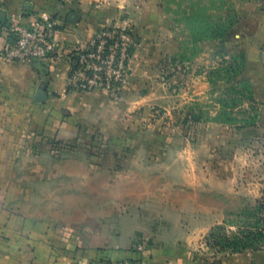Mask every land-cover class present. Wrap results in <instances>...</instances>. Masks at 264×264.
<instances>
[{"label": "crops", "instance_id": "1", "mask_svg": "<svg viewBox=\"0 0 264 264\" xmlns=\"http://www.w3.org/2000/svg\"><path fill=\"white\" fill-rule=\"evenodd\" d=\"M145 5L144 0H0V101L26 106L22 127L32 135L4 139L0 125V264L135 260L141 257L132 248L136 240L147 242L143 255L154 264H196L194 251L210 226L194 224L196 214L209 222L220 218L230 201L264 196L260 184L227 167L243 158L228 156L221 141L218 149L206 150L200 172L187 169L183 156L118 161L50 155L53 145L73 142L86 130L112 139L144 132L140 126L148 110L167 97L158 67L175 50L156 36L155 12ZM249 6L264 29V0H250ZM44 15L58 20V60L4 61L8 23L30 25ZM124 18L131 21L136 47L121 100L104 92L69 91L67 56L101 29L123 27ZM39 92L42 103L36 100ZM35 131L40 136L33 137ZM136 146L155 147L152 141ZM213 256L228 264L264 263V250Z\"/></svg>", "mask_w": 264, "mask_h": 264}, {"label": "rangeland", "instance_id": "2", "mask_svg": "<svg viewBox=\"0 0 264 264\" xmlns=\"http://www.w3.org/2000/svg\"><path fill=\"white\" fill-rule=\"evenodd\" d=\"M144 1L155 12L156 36L175 50L158 67L167 97L148 110L140 126L144 132L112 139L86 130L73 142L53 145L50 155L118 161L136 155L183 156L187 169L200 172L206 150L218 149L221 141L228 156L243 158L227 167L237 168L264 190V29L251 13L250 0ZM25 108L13 100L0 101L4 139L32 136L22 127ZM151 141L155 147L136 148ZM238 201L227 203L221 217L209 222L196 214L194 224L210 225L196 246L203 249L194 251L196 264H228L213 256L222 253L215 244L224 238L237 236L264 250V196Z\"/></svg>", "mask_w": 264, "mask_h": 264}, {"label": "built area", "instance_id": "3", "mask_svg": "<svg viewBox=\"0 0 264 264\" xmlns=\"http://www.w3.org/2000/svg\"><path fill=\"white\" fill-rule=\"evenodd\" d=\"M123 27H106L96 32L83 46L67 56V89L72 92H104L115 101L121 100L130 82V66L136 47L135 33L128 18ZM1 57L12 64L58 60V20L44 15L30 25L10 21ZM133 249L141 254L138 260L103 264H154L143 254L147 242L137 241Z\"/></svg>", "mask_w": 264, "mask_h": 264}, {"label": "trees", "instance_id": "4", "mask_svg": "<svg viewBox=\"0 0 264 264\" xmlns=\"http://www.w3.org/2000/svg\"><path fill=\"white\" fill-rule=\"evenodd\" d=\"M216 37L218 38V35ZM260 205L264 206L263 203H260ZM215 246L220 249L219 252L231 254L245 253L247 251L257 252L261 249H259V246L241 241L237 236L221 239L219 242H216Z\"/></svg>", "mask_w": 264, "mask_h": 264}, {"label": "water", "instance_id": "5", "mask_svg": "<svg viewBox=\"0 0 264 264\" xmlns=\"http://www.w3.org/2000/svg\"><path fill=\"white\" fill-rule=\"evenodd\" d=\"M36 100H37V102H40V103L44 102V101H45V96H44V94L41 93V92H39V93L37 94V96H36Z\"/></svg>", "mask_w": 264, "mask_h": 264}]
</instances>
